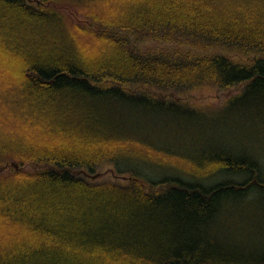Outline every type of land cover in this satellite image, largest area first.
<instances>
[{
    "label": "trees",
    "instance_id": "trees-1",
    "mask_svg": "<svg viewBox=\"0 0 264 264\" xmlns=\"http://www.w3.org/2000/svg\"><path fill=\"white\" fill-rule=\"evenodd\" d=\"M262 115L264 0H0V264H264Z\"/></svg>",
    "mask_w": 264,
    "mask_h": 264
},
{
    "label": "rangeland",
    "instance_id": "rangeland-1",
    "mask_svg": "<svg viewBox=\"0 0 264 264\" xmlns=\"http://www.w3.org/2000/svg\"><path fill=\"white\" fill-rule=\"evenodd\" d=\"M235 93L234 90L229 91H222L220 88L214 85H206L195 89L193 93L187 94L186 100H188L187 104L191 107H196L200 111H204L211 116H216L217 113L223 108L224 100H226L230 95ZM156 96V95H155ZM157 97V96H156ZM190 100V101H189ZM248 111H243L241 113V118L246 117ZM174 117H182L179 120L182 122V128L185 130L186 123L190 122L193 119V116L184 115V114H176L173 115ZM237 116V115H236ZM260 119L264 118V116H259ZM212 118H207V120H211ZM172 120L171 116L169 115L164 119V121ZM216 122V121H214ZM213 123V122H211ZM225 129L227 133H229L228 138L230 137V133L232 132V126L230 123H224L219 125ZM213 132L214 129H210ZM209 134V132H208ZM169 141L175 140L176 143H172L175 145V148L172 150L178 152L179 156H184L189 160L203 161L208 158V154L210 153L211 143H205L204 138L210 139L207 135H204L203 142H200L196 138H194L193 134H180L176 137L169 136ZM224 140L222 138L219 139V145H222ZM235 148V146L231 147ZM234 152H236L234 150ZM119 170L115 165H104L100 167L96 172L98 173L97 176L99 179L97 181H104V182H111V181H124L127 176L129 177L130 172L136 171L140 179L150 180V181H157L160 178L166 177L169 173H172L170 176H176L177 172L175 171H166L162 172L160 169H152L149 165L143 164V166H139L137 163L132 164H121L118 166ZM119 172V174L117 173ZM119 175V176H116ZM122 176V177H120ZM182 176V174H181ZM183 177V176H182ZM185 178V177H183ZM182 179V178H181ZM236 228V227H235ZM232 234H235V231H231Z\"/></svg>",
    "mask_w": 264,
    "mask_h": 264
}]
</instances>
